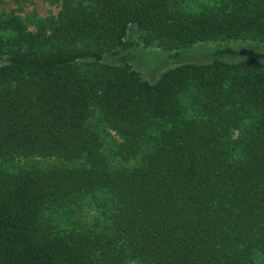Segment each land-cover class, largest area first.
Segmentation results:
<instances>
[{
	"label": "trees",
	"instance_id": "obj_1",
	"mask_svg": "<svg viewBox=\"0 0 264 264\" xmlns=\"http://www.w3.org/2000/svg\"><path fill=\"white\" fill-rule=\"evenodd\" d=\"M131 27L165 51L264 44V0H62L33 30L0 13V264H264V54L150 83L104 63Z\"/></svg>",
	"mask_w": 264,
	"mask_h": 264
},
{
	"label": "rangeland",
	"instance_id": "obj_2",
	"mask_svg": "<svg viewBox=\"0 0 264 264\" xmlns=\"http://www.w3.org/2000/svg\"><path fill=\"white\" fill-rule=\"evenodd\" d=\"M62 0H0V13L14 15L22 19L29 29L33 30L34 25L44 19L56 17L61 7ZM135 27L128 30L126 40L129 43L128 49L116 56H107L104 60L108 65H128L135 70L142 79L153 83L159 76L173 67L189 63H206L213 60V53L216 50L232 48L244 50L249 55L242 57L220 56L225 61H238L240 59L262 60L258 56L264 54V44L252 40H221L213 42L197 43L188 49L178 51H165L156 46L145 45L138 36ZM106 151L114 148L119 143V137L107 131L105 137ZM106 157L115 163L113 153H104ZM54 159H28L18 160L13 165L19 166H46L54 165ZM123 165V164H122ZM94 211L85 207L78 216L73 219L81 220L85 225L93 222Z\"/></svg>",
	"mask_w": 264,
	"mask_h": 264
}]
</instances>
